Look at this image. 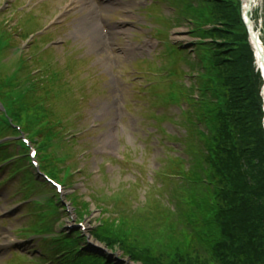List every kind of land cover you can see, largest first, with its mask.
Wrapping results in <instances>:
<instances>
[{
	"label": "rangeland",
	"instance_id": "obj_1",
	"mask_svg": "<svg viewBox=\"0 0 264 264\" xmlns=\"http://www.w3.org/2000/svg\"><path fill=\"white\" fill-rule=\"evenodd\" d=\"M29 1L0 0V103L8 108L4 114L0 104V151L5 158L19 157L0 168V264H34L47 257L42 253L45 238L51 242L61 237L62 247L69 237L91 232L126 241L133 252L149 250L166 259L167 252L199 253L218 264L210 244L199 238V205L209 196L204 171L209 168L205 142L210 135L204 110L209 103L202 101L200 79L207 75L212 46H226L227 56L249 47L263 96L243 0H126L128 7L103 6L104 25L115 30L109 28L112 48L98 41L95 47L87 45L85 31H73L72 24L87 13L77 11L78 2L44 1L24 9ZM66 5L68 9L58 12ZM232 11L241 23L226 28L224 18L234 17ZM135 16L141 23L133 21ZM253 17L264 44V0L257 1ZM38 31L50 36L35 41ZM71 31L81 40L73 39L68 47L55 44L56 50L36 57L39 47L52 43L53 33L63 43ZM143 32L160 46L146 58L159 60L155 65L138 60L142 51L128 55L147 43ZM173 47L185 53L177 56ZM105 58L108 67L102 65ZM157 66L168 75L163 81L153 75ZM21 119L32 123L23 135L6 122ZM26 139L38 152L34 161L64 187L62 193L41 177L31 149L22 147ZM3 144L9 147L3 149ZM11 169H24L25 174L11 178ZM200 178L201 184L192 181ZM82 224L86 231L78 227ZM50 242L47 254L55 255ZM79 249L108 254L89 243Z\"/></svg>",
	"mask_w": 264,
	"mask_h": 264
},
{
	"label": "trees",
	"instance_id": "obj_2",
	"mask_svg": "<svg viewBox=\"0 0 264 264\" xmlns=\"http://www.w3.org/2000/svg\"><path fill=\"white\" fill-rule=\"evenodd\" d=\"M216 2L221 4L218 0ZM239 17L234 14V17L224 18L226 23L223 26L227 28L241 23ZM212 47V51L207 49L212 53L207 61L209 67L204 68L207 75L199 78L203 83L200 88L204 96L202 101L209 103L204 107L208 114L205 117L204 113L203 117L211 137L205 142L209 168L204 172L209 196L199 205L203 225L200 241L210 244V251L218 264H264V113L259 96L261 79L253 69V53L249 47L230 56H227L226 46ZM214 51L219 52L215 55ZM213 56L219 58L213 61ZM209 98H212L211 103ZM28 123L31 128L32 123ZM201 180L196 181L199 184ZM93 236L111 250L120 244L122 251L132 261L142 264H210L199 253L183 255L184 252H180L175 255L167 252L166 259L162 254L157 255L149 250L130 251L125 247L126 241H118L113 235L111 238L95 232ZM84 242L81 236L69 237L61 247L59 241L56 253L62 258L60 263L115 264L98 254L89 255L80 250V244Z\"/></svg>",
	"mask_w": 264,
	"mask_h": 264
},
{
	"label": "bare ground",
	"instance_id": "obj_3",
	"mask_svg": "<svg viewBox=\"0 0 264 264\" xmlns=\"http://www.w3.org/2000/svg\"><path fill=\"white\" fill-rule=\"evenodd\" d=\"M75 1H78V0H75ZM257 1L258 0H245V8H246V12H245V16H246V19H248V29L252 32V34L254 33L255 35V32H256V27H255V23H253L252 21V16H253V13H254V10L257 6ZM78 2H82V0H79ZM91 21L93 20V17L89 16ZM88 18V17H87ZM84 21H87L85 19H83ZM93 33L96 34V29L95 28H92L91 29ZM87 32V30H86ZM88 33V32H87ZM257 36H254V41H255V46H256V50H257V60H258V65L260 66V70L261 72L263 73V78H264V44L263 42L261 41V38H257ZM136 52H132L128 55H131L132 58H133V54H135ZM103 61V60H102ZM107 61H105L103 63V65L107 66ZM263 97H264V87H263ZM107 110V109H106ZM106 138L108 140H110V138H112V136L110 134H106Z\"/></svg>",
	"mask_w": 264,
	"mask_h": 264
},
{
	"label": "water",
	"instance_id": "obj_4",
	"mask_svg": "<svg viewBox=\"0 0 264 264\" xmlns=\"http://www.w3.org/2000/svg\"><path fill=\"white\" fill-rule=\"evenodd\" d=\"M106 253L108 252L107 250H104ZM115 259H117V261L123 262L121 259H119L118 255H115Z\"/></svg>",
	"mask_w": 264,
	"mask_h": 264
}]
</instances>
